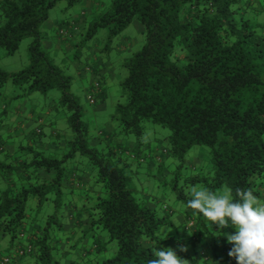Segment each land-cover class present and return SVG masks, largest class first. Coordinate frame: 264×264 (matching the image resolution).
<instances>
[{
    "label": "trees",
    "instance_id": "trees-1",
    "mask_svg": "<svg viewBox=\"0 0 264 264\" xmlns=\"http://www.w3.org/2000/svg\"><path fill=\"white\" fill-rule=\"evenodd\" d=\"M105 1L73 32L85 42L105 27L112 37L139 17L146 42L124 60L120 98L99 133L71 91L73 77L41 45L52 9L63 3L71 12L80 0H0V47L14 53L33 38L27 67H0V90L12 81L24 99L59 91L50 112L68 127L50 113L32 144L9 152L0 139V239L11 245L5 257L0 249V264H148L159 247L175 248L185 264H237L226 237L187 201L193 188L228 189L233 198L251 189L264 201V0ZM1 101L6 116L8 99ZM146 120L170 130L148 152ZM199 145L209 154L190 160ZM143 163L185 208L159 202L152 182L135 188Z\"/></svg>",
    "mask_w": 264,
    "mask_h": 264
},
{
    "label": "rangeland",
    "instance_id": "rangeland-1",
    "mask_svg": "<svg viewBox=\"0 0 264 264\" xmlns=\"http://www.w3.org/2000/svg\"><path fill=\"white\" fill-rule=\"evenodd\" d=\"M87 1L80 0L78 4L79 6H77L75 9L81 7V4H84ZM97 1L99 2V7L101 11L105 6V4H102V2L106 3V1L105 0H97ZM64 6L65 5L63 3H60L52 9L50 18L47 20L48 24L52 27V29L50 31L47 30L46 34L43 31L45 30L44 24L47 21L43 23L41 27V32L43 35V38L41 40L42 48L45 51H47L49 56L54 60L56 64L62 67L66 71V73H68L73 77V84L71 87V91L77 96H79L84 104H85V97L83 94L84 92L82 93L83 85L81 84L80 81L81 76L79 75V72L84 71L88 67V64H92L90 60L91 58L95 61V65L97 63V70L95 71L98 73L97 79L102 80V78H104L108 81L106 85V89L108 90V94H109L107 109L105 110V112H101L99 114V117L97 118L98 123L100 125L101 124L104 125L105 123H107L110 114L112 113L118 99L120 98V93H121L120 82L127 75V69L123 65L124 60L132 56L138 50H140L146 42V36L145 33L143 32V25L140 21V18L135 17L133 21L130 23V25L118 35L111 37L108 28L99 27L96 33L93 36H91V38L88 41L85 40L84 42L82 38L85 37H82L80 35L72 40V43L70 44L69 47H61L55 42V38H53V35L54 34L57 35L58 31L60 30L58 28V25L55 24L54 21H56L57 16L61 14L67 16L66 20H71L69 18H72L73 14H75L74 11L71 12L65 11ZM90 17L91 16L89 15L87 19ZM75 20L78 22H76V25L71 26L69 28L71 29V32H67L65 36L71 35L74 28L77 26V23L81 22L80 18ZM64 29L67 30L66 26H63V30ZM32 42H33V38L31 37H27L23 39L19 48L14 53H8L5 48L0 47V67L2 69L7 70L10 73L21 71L23 68L27 67L31 61L30 57H31ZM95 72H89L86 79L92 80L93 74ZM0 91H1L0 92L1 99L2 96L8 99L7 106L9 107L8 109L11 110L8 112L9 115L11 117L13 116V118L15 119V116L16 114H18V111L15 110L14 108L12 110V107L19 104L21 101L25 100L23 98L24 95L20 96V94H23V92L17 86H15V84L12 81L6 82L2 86ZM51 94L52 96L45 97L40 92L33 93L28 98L30 102L27 103L26 107L32 104H40V105L47 104L48 105L47 108H50L49 104L51 98H54V96L58 97L59 91H52ZM1 99H0V107L4 108V104H3L4 102H2ZM29 110L30 109L28 108V110L26 111L29 112ZM51 114H54V117L58 118V124L60 128L62 129L64 127L65 129L68 128L66 119L63 115L60 114L58 115L57 113L54 112V110ZM0 115L2 116V118L6 117L4 113H0ZM86 119H89L88 121L93 130L96 127H98L97 124L93 123L94 118L92 116L91 117L86 116ZM38 125H42V124L40 121L38 122L37 120L36 126ZM144 126L146 128L144 133V139L146 141L152 139L151 144L149 143L150 146H148V144L145 145L144 147L145 149L143 150L144 152L153 151V149L156 148L157 144L155 143V138L157 137L163 138L165 136H168L170 133L168 127L156 124L149 120L144 121ZM48 130L50 131L49 127ZM127 140L128 143L130 144V148L133 147L131 140H134V144L137 143L136 137L134 135H130L129 139ZM207 154H209V147L206 145H199L194 147L190 151L188 158L192 161L203 160L200 159V156L205 158ZM167 159H169V157ZM145 165L146 163H143V166L139 167L141 173L139 174V176L138 175L135 176V180L133 183L135 188H137L141 192L142 191L141 189L143 187L147 188L150 182H152L150 192H153L152 194L159 199V202H162L164 199L165 203L169 204L173 209H176V211L177 209L185 208L184 202L182 200L181 202L179 201L177 197L178 195L175 191L173 193L168 194L164 186H162L161 184L156 186L153 183L152 179L150 178L151 174L148 173L147 166ZM225 190L229 191L228 189ZM163 193H167L168 195L165 196L164 198ZM164 229L172 230L173 228H168V226L167 227L165 226Z\"/></svg>",
    "mask_w": 264,
    "mask_h": 264
},
{
    "label": "clouds",
    "instance_id": "clouds-1",
    "mask_svg": "<svg viewBox=\"0 0 264 264\" xmlns=\"http://www.w3.org/2000/svg\"><path fill=\"white\" fill-rule=\"evenodd\" d=\"M188 207L212 223L232 245L228 255L237 264H264V201L251 189H237L236 197L225 190L222 194L193 188ZM225 228L234 231H224ZM189 231V230H188ZM189 233H191L189 231ZM181 250H186L181 247ZM148 264H185L177 250L159 247Z\"/></svg>",
    "mask_w": 264,
    "mask_h": 264
},
{
    "label": "crops",
    "instance_id": "crops-1",
    "mask_svg": "<svg viewBox=\"0 0 264 264\" xmlns=\"http://www.w3.org/2000/svg\"><path fill=\"white\" fill-rule=\"evenodd\" d=\"M87 1V0H86ZM99 2L97 0H88L86 3L81 4V7L74 9L73 19L69 18L71 20H75L80 18L81 22L79 23L80 29H82L85 25V22L87 20V17L92 14H94L95 11L99 10ZM83 11V13H82ZM86 12V14H85ZM82 13V14H81ZM85 14V15H83ZM66 15H59L57 16L56 21H54L55 24L58 25V28L61 30L63 26L68 24V21L66 20ZM76 21V20H75ZM82 26H81V25ZM45 30L43 31L45 34L47 33V30H51L52 27L48 24V21L44 24ZM59 30V31H60ZM57 35H53V38H55V42L61 46V47H69L72 43V40L75 39L78 34L76 32H72L70 36H64L59 33ZM76 33V34H75ZM73 36V37H72ZM92 64H88V67L84 71H80L79 75L81 76V84L82 87V93L85 97V104L83 103L85 107V114L87 117H93L94 118V124H97L98 127L95 129L97 132H102L106 129L107 123L99 124L98 123V117L101 112H105L107 109V102L109 98L108 90L106 89V85L108 81L104 78L102 80L97 79L98 73L95 72L97 70V63L95 65V61L91 58L90 59ZM98 62V59H97ZM89 72H95L93 74L92 80H87L86 77L88 76ZM86 81V82H84ZM30 102L29 99H25L21 101L19 104L12 107L15 110L18 111V114H16L15 119L13 116L11 117L9 113H6V117L3 118L4 121L2 122L0 126V139H2L4 143V148L9 152H15L19 145L22 143H33V134L32 130L37 127V120L40 121L42 124H47L49 122L50 117V108H47L48 105H40V104H32L28 107H26L27 103ZM54 105L52 102H50L49 106L51 107ZM30 109L29 112L26 110ZM11 111V110H10ZM28 114V115H26ZM14 115V114H13ZM18 116V118H17ZM17 118V119H16ZM176 220L183 224L185 222V217L183 214H178L176 217ZM0 249L2 250L1 253L3 257L6 256L5 250H3V247H9L10 245V239L8 237H5L3 239H0ZM11 246V245H10ZM2 255H0V260ZM2 257V258H3ZM10 264V263H9Z\"/></svg>",
    "mask_w": 264,
    "mask_h": 264
},
{
    "label": "built area",
    "instance_id": "built-area-1",
    "mask_svg": "<svg viewBox=\"0 0 264 264\" xmlns=\"http://www.w3.org/2000/svg\"><path fill=\"white\" fill-rule=\"evenodd\" d=\"M74 29H76V27Z\"/></svg>",
    "mask_w": 264,
    "mask_h": 264
}]
</instances>
